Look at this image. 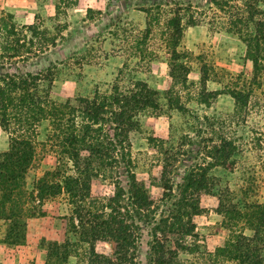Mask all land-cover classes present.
<instances>
[{"label": "rangeland", "instance_id": "rangeland-1", "mask_svg": "<svg viewBox=\"0 0 264 264\" xmlns=\"http://www.w3.org/2000/svg\"><path fill=\"white\" fill-rule=\"evenodd\" d=\"M59 1L0 0V15L12 13L17 24L42 20L50 30H60L57 45L37 56L11 61L0 58V77L51 68L54 83L50 95L60 102L108 94L117 82L129 88L143 79L159 91L161 103L158 109L141 111V126L130 133L131 170L121 156L114 167L93 175L86 209L91 213L107 208L109 195L119 186L125 192L117 196L120 204L131 207L127 189L132 172L154 194L170 191L164 187L172 186L165 199L157 197L150 209L135 212L140 234L137 264H155L156 239L169 230L174 213L182 211L178 203L187 194L188 175L207 168L211 191L189 190L197 205L193 210L200 211L191 218L185 216L181 223L190 226L193 220L192 234L177 231L166 241L173 248L184 244L177 253L180 264H239L220 247L236 231L251 230L244 221L228 228L220 208L222 202L264 203V38L249 42L247 30L245 36L240 33V27L247 28L245 22H230L236 14L216 6L212 9L211 0H75L57 15ZM190 4L203 20L199 24L187 22ZM259 4L264 11V1ZM179 6L184 8L185 29L177 48L190 67L187 83L175 82L170 75V19ZM261 16L264 14L257 17ZM248 28L255 33L253 23ZM252 57L257 58L256 63ZM205 68L210 77L206 85L202 82ZM169 90L185 110L170 105ZM234 91L241 92V97L232 95ZM11 130L26 134L17 124ZM50 130L51 123L45 119L30 132L37 145L35 160L9 203L25 224L27 220V230L25 225L24 239L16 242L14 236L8 237V221L0 218V264H45L47 244L68 234L73 251L62 264H89L90 244L74 236L72 204L66 191L31 201L26 211V197L37 193L40 180L59 182L64 174L75 173L49 139ZM224 139L233 145L231 167L218 165L212 158L214 146ZM9 146L10 134L0 118V152ZM111 245L97 242L99 251ZM262 254L264 258V250Z\"/></svg>", "mask_w": 264, "mask_h": 264}, {"label": "trees", "instance_id": "trees-1", "mask_svg": "<svg viewBox=\"0 0 264 264\" xmlns=\"http://www.w3.org/2000/svg\"><path fill=\"white\" fill-rule=\"evenodd\" d=\"M244 1V2H240ZM264 0H211L219 9H226L230 14H236L230 22L237 20L245 22L247 28L240 27V33L247 30L245 38L250 41H259L264 38V14L260 2ZM76 3L75 0H60L57 5V15L63 7ZM259 4V5H258ZM194 4H190L188 24L196 25L203 21L196 17ZM239 8L240 11L236 12ZM183 7H178L176 15L170 19L172 25V58L170 61V75L179 83L189 81L190 67L182 60V52L177 46L184 35ZM216 15V14H215ZM12 13L0 15V58L5 60H26L30 57L45 52L51 46H56L60 38V30H50L44 26L43 21L17 24ZM216 17H220L219 14ZM250 23L255 27V33L248 28ZM237 26V25H236ZM238 27V26H237ZM149 30V27L147 28ZM254 63L256 57H252ZM6 66V65H4ZM53 69L39 73L27 72L25 76L18 74L0 77V118L5 130L10 134L8 150L0 152V218L8 221V237L14 236L16 242L24 239L26 224L20 214L14 212L13 204L16 191L21 187L25 172L32 166L36 156L37 145L31 131L42 120L48 119L51 123L49 139L53 140L55 147L62 157L71 162L75 173L64 174L59 182L40 180L36 185L37 193L31 192L26 197V211L31 201L45 199L48 195H56L66 191L72 204L71 222L74 235L80 241L90 244L89 264H137V247L140 238L135 220L137 210H148L154 205L157 197L165 199L172 191L164 190L163 193H152L146 183L132 172L128 182V193L131 207L120 204L117 196L125 194L122 186L108 197L104 210L88 211L87 199L92 195L93 175H98L101 170L114 167L122 156L127 162L128 171L131 170L132 142L130 133L141 126L139 113L149 108L158 109L161 105L159 91L147 81L137 79L132 87L122 88L120 83H115L113 91L108 94L96 93L92 96H78L68 98L62 102L54 100L50 90L54 83ZM209 73L205 68L202 82L206 85ZM219 93L216 90L215 93ZM242 93L234 91L232 95L241 97ZM169 103L172 107L185 110L186 107L180 99L168 91ZM17 124L26 131L17 134L11 126ZM231 140L224 139L216 144L212 158L214 163L231 167ZM121 154V155H120ZM166 168L164 169L165 173ZM117 186V187H118ZM210 177L207 168L202 171H193L187 177L185 190L186 196L182 197L178 205L182 211L177 210L172 217L170 228L164 235L156 239L155 264H180L177 261L178 249L168 246L167 241L173 234H192L195 223L182 224L185 216L192 217L200 209L191 197L189 190L194 192H210ZM189 207L190 210L187 208ZM187 209V210H186ZM87 210V211H86ZM220 211L225 217L228 228L244 221V225L251 230L236 231L224 246L225 251L239 264H264L262 251L264 250V203L263 202H237L221 203ZM12 212L14 214H12ZM66 217V216H63ZM68 217V216H67ZM182 231V232H180ZM98 241L112 243L110 248L99 251ZM180 242V241H179ZM178 242V243H179ZM73 241L68 236L63 239L51 240L47 244V257L45 264H62L68 261L73 251ZM185 247V246H182Z\"/></svg>", "mask_w": 264, "mask_h": 264}]
</instances>
